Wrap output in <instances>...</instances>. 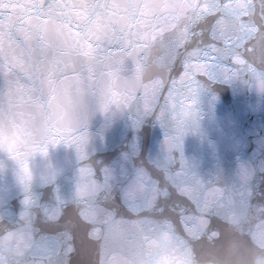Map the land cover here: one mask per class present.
<instances>
[{
  "label": "water",
  "instance_id": "95a60500",
  "mask_svg": "<svg viewBox=\"0 0 264 264\" xmlns=\"http://www.w3.org/2000/svg\"><path fill=\"white\" fill-rule=\"evenodd\" d=\"M197 2L0 0V200L48 264H264L256 77H214L177 119L144 62ZM204 190V213L230 202L214 259L184 215Z\"/></svg>",
  "mask_w": 264,
  "mask_h": 264
},
{
  "label": "snow or ice",
  "instance_id": "6c2138e0",
  "mask_svg": "<svg viewBox=\"0 0 264 264\" xmlns=\"http://www.w3.org/2000/svg\"><path fill=\"white\" fill-rule=\"evenodd\" d=\"M144 62L150 68L155 67L163 78L161 101L167 103L169 98H174L172 111L177 119L186 108L185 101L191 104L194 90L211 83L216 76L228 79L253 75L257 87L264 91V0H198L182 27L161 37L145 53ZM178 145L177 140L175 146ZM92 175L95 178L97 173ZM181 175L177 172V176ZM206 191L199 194L196 204L186 201L184 215L207 220L198 248L207 249L209 258L214 259L220 255L228 236L214 213L224 212L230 202L222 198L223 207L204 213L201 208ZM192 192L196 197L195 190ZM82 199L84 203L78 215L91 232L93 226L85 215L89 197ZM183 228L184 223L177 224L178 230ZM133 245H126L123 251L131 252ZM110 256L111 253L104 257V264H108ZM0 264H4L2 258Z\"/></svg>",
  "mask_w": 264,
  "mask_h": 264
}]
</instances>
